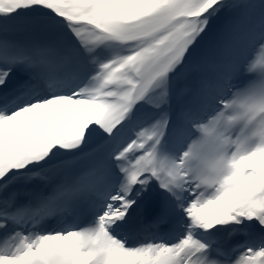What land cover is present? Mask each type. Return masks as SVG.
<instances>
[{"label":"snow or ice","instance_id":"snow-or-ice-1","mask_svg":"<svg viewBox=\"0 0 264 264\" xmlns=\"http://www.w3.org/2000/svg\"><path fill=\"white\" fill-rule=\"evenodd\" d=\"M0 239V264H264V0H0Z\"/></svg>","mask_w":264,"mask_h":264},{"label":"rangeland","instance_id":"rangeland-1","mask_svg":"<svg viewBox=\"0 0 264 264\" xmlns=\"http://www.w3.org/2000/svg\"><path fill=\"white\" fill-rule=\"evenodd\" d=\"M192 78V77H191ZM191 78L189 77H182L180 78L176 83H177V87L179 88L180 86H183L184 87H190L192 85L191 83ZM180 89V88H179ZM183 90V89H182ZM176 105V104H174ZM4 242H0V244H2Z\"/></svg>","mask_w":264,"mask_h":264},{"label":"bare ground","instance_id":"bare-ground-1","mask_svg":"<svg viewBox=\"0 0 264 264\" xmlns=\"http://www.w3.org/2000/svg\"><path fill=\"white\" fill-rule=\"evenodd\" d=\"M195 83H196V78L193 77V78H192V86L189 87L188 89H191L192 87H194V86H195ZM175 107H176V106H175ZM175 107H174V109H175ZM0 242H3V239H0Z\"/></svg>","mask_w":264,"mask_h":264}]
</instances>
